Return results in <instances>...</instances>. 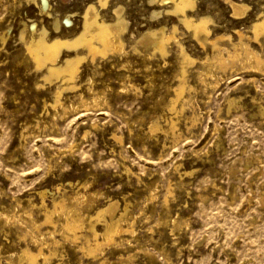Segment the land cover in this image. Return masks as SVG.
I'll return each instance as SVG.
<instances>
[{"label":"rangeland","instance_id":"374dc122","mask_svg":"<svg viewBox=\"0 0 264 264\" xmlns=\"http://www.w3.org/2000/svg\"><path fill=\"white\" fill-rule=\"evenodd\" d=\"M106 1L0 0V262L27 264L24 249L42 243L49 256L39 264H264V65L219 66L217 50L176 15L152 14L171 1ZM194 2L189 12L212 18L213 37L225 35L231 52L236 29L251 35L264 15V0ZM233 3L243 4L236 18ZM91 4L108 21L122 7L123 48L81 53L58 103L62 81L46 79L26 45L43 28L53 37L56 20L72 37ZM163 25L177 26L191 57L179 97L180 46L160 54L141 41ZM246 40L264 59V42ZM115 201L117 217L126 214L108 241L110 216L96 215ZM69 212L81 219L75 241ZM92 226L103 241L96 254L86 250Z\"/></svg>","mask_w":264,"mask_h":264},{"label":"bare ground","instance_id":"6f19581e","mask_svg":"<svg viewBox=\"0 0 264 264\" xmlns=\"http://www.w3.org/2000/svg\"><path fill=\"white\" fill-rule=\"evenodd\" d=\"M155 1L156 0H151V3ZM157 1L160 3L171 1L173 4L170 8L164 9L162 11L154 10L152 14L156 16L162 13L167 15H176L179 21L182 22L186 28L192 31L193 36L200 41L199 43L204 44L208 42L215 50H217V53L214 55V59L217 61L219 66L226 67L229 64L235 63L236 61H240L242 63L252 62L257 67H262L264 65L263 56H261L258 51L254 50L250 46L251 42L249 43L246 40L250 39L254 42H257V44H263L264 15L253 22L252 26L250 27L252 33L251 35H247L244 31L236 29L235 33L237 34L238 41L233 43L231 42L235 48V52H231L229 49L227 50V47L220 43V40L223 39L225 35H215V37H213L212 27L210 26V23L213 22L212 18L204 15L194 17V15L189 12L194 8V0ZM100 2L102 5H105L107 1L100 0ZM44 6H46L45 1ZM232 7L234 11L233 14L236 15L235 18L243 14V4L233 3ZM121 8H116L114 10V19L112 21H108L101 17L102 15L98 10L99 8H97L95 4H91L86 8L83 14L84 20L81 29L72 37H62L60 30L62 26L61 22H59L60 20H56L54 23L56 34L53 37L49 38L47 29L43 28L37 36H33L30 41L27 42L26 49L28 54H30L31 58L34 60L36 67L38 69H46L45 78L51 81L53 78H59L62 81V84L57 86L58 89L56 92V102L59 101V95L62 93L64 85L70 86L72 83H74V81H76L75 79L79 72L80 63L85 58V56L80 55L81 53H87L88 55H91L93 59H95V57L98 55L103 56L111 51L122 50L124 43L122 35L126 29V21L124 19L125 17L122 15L123 13ZM66 22H70V20L67 19ZM32 29H35V25L32 26ZM176 32V25H173L169 31H166L165 25H163L158 29H150L144 33L141 41L144 45L152 46V48L158 50L160 54H165L167 50H169L168 44L172 41H175L180 46L182 56L181 82L179 87L176 89L177 97H179L186 89L185 63L190 62L191 57L182 47L181 42L177 38ZM64 49L67 51V53H69L66 54L65 52L66 55H62ZM239 49H241L240 52ZM224 51H227V55L223 54ZM44 201L45 200H42V202ZM52 205L54 211H57L58 209L64 210L66 207L62 200H54ZM116 207V201L109 202L106 206L99 208L97 215L95 214L101 218L102 216L104 217L105 214L106 216H110V218L108 217L109 220L104 221L105 232L103 233V236L108 241L114 238L113 236L116 234V232L123 230L121 222L126 214V209L117 217L115 213ZM52 212L47 214L45 220L46 222L53 223L51 215ZM80 222L81 219L77 217V214L71 212L68 213L66 222L64 224V229L67 232L66 236H69L71 240L73 239L75 241L76 239L82 238V235L79 234ZM91 229L93 235L95 236V242L89 243V239H87L88 245L86 246V250L90 254H96V251L100 248V246H102L103 241H99V233L95 227L92 226ZM39 245L40 248L36 252L25 248L26 250L24 249L20 260H24L27 264H39L38 259L40 257H43L44 259L48 258L49 255L43 251L42 243ZM0 264L2 263L0 262ZM8 264L11 263L8 262Z\"/></svg>","mask_w":264,"mask_h":264}]
</instances>
